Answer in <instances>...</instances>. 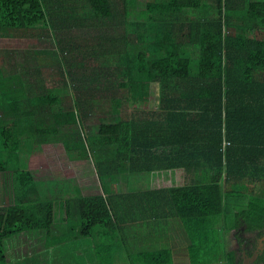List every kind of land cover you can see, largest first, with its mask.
<instances>
[{
	"label": "trees",
	"instance_id": "1",
	"mask_svg": "<svg viewBox=\"0 0 264 264\" xmlns=\"http://www.w3.org/2000/svg\"><path fill=\"white\" fill-rule=\"evenodd\" d=\"M0 29L31 42L0 49V264H18L6 240L20 233L98 264L122 249L130 264H236L228 234L264 235V0H0ZM69 127L70 158L94 161L92 191L28 168L34 145ZM162 172L171 184L153 182ZM154 226L180 244L150 246Z\"/></svg>",
	"mask_w": 264,
	"mask_h": 264
},
{
	"label": "rangeland",
	"instance_id": "2",
	"mask_svg": "<svg viewBox=\"0 0 264 264\" xmlns=\"http://www.w3.org/2000/svg\"><path fill=\"white\" fill-rule=\"evenodd\" d=\"M253 33V32H252ZM10 34V36H9ZM255 35V33H254ZM17 37V38H16ZM11 38H14L15 41H12ZM21 37L17 33H6L2 29H0V49L5 48L6 45H15L20 47H27L30 43H28L27 39H20ZM29 39V38H28ZM27 40V41H26ZM34 44L37 45L35 46V51L36 53L44 60V62H51L54 60V54L51 52L52 47L51 44L48 41H40L38 38L33 37ZM4 54L3 50L0 52V56L2 57ZM158 104V84L154 83L152 86V93L150 97V106H156ZM97 123L96 119H91L88 121L89 125V132L91 134L96 135L97 133V126H95ZM71 128H66L64 132H66L63 135V138L60 136H52L50 139L48 138L42 143L37 144V169H36V174L38 175H50L52 178L55 180L65 183L67 179L72 178H77L79 179L80 184L84 187L86 191H92L93 189V183L94 182H99V177L97 174V170L95 169V164L92 159L90 158H79V159H71L68 151L66 149L68 141L72 139H76V136L70 135ZM105 179V178H104ZM98 184V183H97ZM100 184V183H99ZM60 207H61V202H60ZM168 226V225H167ZM165 227V230L163 229L159 233H152L150 235H146L144 238V241L147 240V242L150 246L152 247H157L158 244L157 242L153 241L154 240H159L162 241L161 239H165V245L164 246H171L172 244H178L177 241L174 238V235L172 234V228L170 226L167 228ZM216 234L218 235V238H220V235L224 237V233L226 231V226L223 225L221 228L220 226L217 228ZM161 232H164L163 235H161ZM26 233H20L17 236H13L12 238H7L6 244L8 248V244L10 243L11 240H17L15 245L13 246H19L21 250L25 248L28 244L31 245V242L35 243V239L31 240L27 237H24ZM151 238V239H150ZM149 239V240H148ZM217 239V236L215 237ZM21 240V241H20ZM38 240V239H36ZM218 243L222 244L223 240L220 242V240L217 241ZM33 243V244H34ZM162 243V242H161ZM225 244V242H224ZM71 245V244H69ZM33 246V245H31ZM162 246V244L160 245ZM228 247L229 248H236V243L235 239L233 237V231L228 234ZM70 247L67 248V253L66 255V260L64 262V259H62L59 256H51L49 255V252H38L35 254V256L29 257L27 260L22 261L20 264H98L95 262L94 258L91 259L89 256H85L81 259H77L76 257H73V253L75 251L73 249H70ZM51 253L53 248L48 249ZM47 251V249H46ZM53 252V251H52ZM79 252V250H78ZM183 251H179V253H182ZM185 252V251H184ZM76 260H81V262L77 261L76 263L74 261ZM14 261V259H13ZM120 264H130L134 262V259L131 257V260L129 259V256L125 252V250H121L120 257H119ZM64 262V263H63ZM177 263H185L183 258H180L177 260Z\"/></svg>",
	"mask_w": 264,
	"mask_h": 264
},
{
	"label": "crops",
	"instance_id": "3",
	"mask_svg": "<svg viewBox=\"0 0 264 264\" xmlns=\"http://www.w3.org/2000/svg\"><path fill=\"white\" fill-rule=\"evenodd\" d=\"M37 144H35L34 145V147H33V149H32V151L29 153V155H28V159H27V161H28V168L29 169H31V171L33 172V173H35L36 174V169H37V153H36V151H37V146H36ZM5 172H7L6 171V161L5 160H1L0 159V177H1V175H5ZM46 176V178L48 179V181H52L53 183L55 182V179L54 178H52V176H50V175H48V174H46L45 175ZM77 179V178H76ZM69 180L70 179H67V181L65 182V183H62V182H60L59 184L60 185H66L67 186V184H69L68 182H69ZM173 178H172V176H171V174H164V172H162L161 174H158V176H157V179H156V181H153L154 183H157V184H161V185H168V183L169 184H171L173 181ZM3 181V180H2ZM2 181H0V183L2 182ZM77 181L79 182V179H77ZM80 183V182H79ZM1 185L3 186V183H1ZM2 192V195L4 196V198H5V196L7 197V195H6V190H2L1 191ZM9 192V191H8ZM10 193V192H9ZM5 194V195H4ZM10 195H12V197L13 198H15L16 199V196L14 195V192L12 193H10ZM6 199V198H5ZM62 218V212H60L59 213V220ZM154 231H157V228L154 226V227H150V229L148 228V229H145V230H143L142 231V234H152V233H154ZM175 233H176V235H175ZM172 234L174 235V238H175V240L176 241H178V244H180V241H181V237H180V235H179V230H177V231H175L174 229H172ZM28 238V237H27ZM81 240V239H80ZM80 240H78V241H80ZM21 241V240H20ZM39 241H41V242H43L42 241V238H39ZM41 246L43 245V243H41L40 244ZM46 246H42L41 247V249H38V250H34L35 249V247H33V246H31L30 244H28L25 248H23V250H21L20 249V247L18 246H14L13 248V252H12V257H13V259H14V263H18V264H20L22 261H25V260H27L29 257H32V256H35V254L36 253H38V252H41V251H45V252H49V255L51 254V256H52V252L50 253V251L47 249V248H45ZM56 247H60L61 248V251H59L58 253H55V252H53V255L55 254V256H61L62 254H63V256H65V255H68V253H67V248L69 247V243L68 242H66V243H62L60 246H56ZM46 249H47V251H46ZM35 251H38V252H35ZM43 251V252H44ZM66 251V252H65ZM59 256V257H60Z\"/></svg>",
	"mask_w": 264,
	"mask_h": 264
},
{
	"label": "flooded vegetation",
	"instance_id": "4",
	"mask_svg": "<svg viewBox=\"0 0 264 264\" xmlns=\"http://www.w3.org/2000/svg\"><path fill=\"white\" fill-rule=\"evenodd\" d=\"M238 236L241 238V241H238L236 237H234V231H233V237L235 239L236 248L238 252L240 253V258L237 260L236 264H245V258L249 259L247 264H262L259 261V258L263 251L259 254V256L255 260H251L250 256H253L254 252L260 251V246L264 245V240L262 236L259 235H253L252 233L246 232L245 225H242L240 229L238 230ZM244 252L247 254L245 257Z\"/></svg>",
	"mask_w": 264,
	"mask_h": 264
},
{
	"label": "water",
	"instance_id": "5",
	"mask_svg": "<svg viewBox=\"0 0 264 264\" xmlns=\"http://www.w3.org/2000/svg\"><path fill=\"white\" fill-rule=\"evenodd\" d=\"M263 240H264V237H263ZM260 251H256V252H254V254H253V256H250V258H251V260H255L258 256H259V254L263 251V249H264V245H261L260 246ZM244 255H245V257H247L246 255V253L244 252ZM248 261H249V259L247 258H245V264H247L248 263Z\"/></svg>",
	"mask_w": 264,
	"mask_h": 264
}]
</instances>
